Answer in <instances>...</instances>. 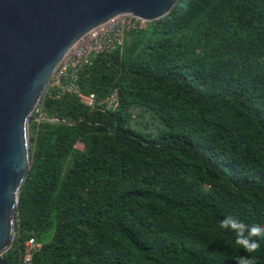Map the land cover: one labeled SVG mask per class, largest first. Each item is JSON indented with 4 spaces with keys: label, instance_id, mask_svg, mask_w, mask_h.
I'll list each match as a JSON object with an SVG mask.
<instances>
[{
    "label": "trees",
    "instance_id": "16d2710c",
    "mask_svg": "<svg viewBox=\"0 0 264 264\" xmlns=\"http://www.w3.org/2000/svg\"><path fill=\"white\" fill-rule=\"evenodd\" d=\"M179 1L45 93L7 264H264L220 228L264 227V0Z\"/></svg>",
    "mask_w": 264,
    "mask_h": 264
},
{
    "label": "water",
    "instance_id": "95a60500",
    "mask_svg": "<svg viewBox=\"0 0 264 264\" xmlns=\"http://www.w3.org/2000/svg\"><path fill=\"white\" fill-rule=\"evenodd\" d=\"M179 0H0V263L32 168L30 124L74 44L121 15L151 22ZM180 2V1H179Z\"/></svg>",
    "mask_w": 264,
    "mask_h": 264
},
{
    "label": "built area",
    "instance_id": "2783aa9c",
    "mask_svg": "<svg viewBox=\"0 0 264 264\" xmlns=\"http://www.w3.org/2000/svg\"><path fill=\"white\" fill-rule=\"evenodd\" d=\"M145 23L133 19L130 15L117 16L99 27L89 31L65 56L60 67L57 69L47 91L50 96L61 99L65 95L74 94L88 106L96 105L95 94L85 95L80 84V73L92 53L111 52L121 46L126 31L132 27ZM106 107L116 110L120 106V96L117 89L105 98ZM38 111V109H37ZM40 119V117H38ZM40 243L30 239L26 243L25 258L23 264H30L34 252L40 247Z\"/></svg>",
    "mask_w": 264,
    "mask_h": 264
},
{
    "label": "clouds",
    "instance_id": "9594fccd",
    "mask_svg": "<svg viewBox=\"0 0 264 264\" xmlns=\"http://www.w3.org/2000/svg\"><path fill=\"white\" fill-rule=\"evenodd\" d=\"M220 228L234 231L236 234V242L243 244L249 253L259 247V241L252 240L251 237L253 235L264 236V227L247 225L243 220L234 216H228L223 219L220 223ZM237 264H255V257L252 255L239 256L237 257Z\"/></svg>",
    "mask_w": 264,
    "mask_h": 264
},
{
    "label": "rangeland",
    "instance_id": "374dc122",
    "mask_svg": "<svg viewBox=\"0 0 264 264\" xmlns=\"http://www.w3.org/2000/svg\"><path fill=\"white\" fill-rule=\"evenodd\" d=\"M95 53H92L91 55H90V57H92L93 55H94ZM78 146L80 147V148H83V144H78Z\"/></svg>",
    "mask_w": 264,
    "mask_h": 264
}]
</instances>
